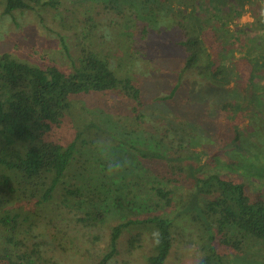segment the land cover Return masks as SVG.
Segmentation results:
<instances>
[{
  "label": "trees",
  "instance_id": "1",
  "mask_svg": "<svg viewBox=\"0 0 264 264\" xmlns=\"http://www.w3.org/2000/svg\"><path fill=\"white\" fill-rule=\"evenodd\" d=\"M39 1L3 0L2 13L8 15L16 10L32 9L30 3H39ZM116 1L86 0L88 3H102L112 8L111 10L114 9L113 5ZM176 1L183 8L169 11V5L165 1L158 9V0H139L141 10L136 8L134 14L137 15V20L140 19L152 26L162 19L158 16L152 17L155 15V10L170 13L173 19L171 29L176 34L175 44L183 53L184 70H193L203 79L202 81L223 87L229 82L232 73L228 65H237L240 73L237 81L245 85L244 97H251L256 102V105L251 106V110L254 111L252 113L260 114L262 117L264 97L262 94L261 98L260 95H256L253 83L264 80V0ZM244 2L251 11L255 22L253 26L257 25L261 32L259 37L251 40L244 52L245 56L236 63L233 60V51H235L233 43L220 38L221 35L216 31L228 32V22L239 18ZM51 3L44 2L45 5ZM205 5L208 6V10H214L215 14H210ZM197 10L203 13L205 10L206 18H200ZM89 18L87 16L88 25L85 26L88 30L95 26L94 24L92 27L89 26ZM114 24L109 23L107 26L124 27L113 26ZM127 24L129 25V22ZM128 25L127 29L118 30L120 34H125V38L130 36L128 29L130 25ZM244 29L247 28H243L242 32ZM88 30L83 32L84 40L90 35ZM148 31L150 32V27L145 26L141 32L142 36L144 37ZM239 31L241 32V29ZM157 32L160 33L159 30ZM130 44L127 40H121L108 45L112 50L117 49L119 56L137 54L134 46L130 47ZM139 44L135 43L138 49H146L143 46L139 47ZM90 46H92L90 43L85 47L82 46L78 65L73 64L72 71H66L54 64L38 67L18 60L10 53L0 54V210L2 212H0V224L7 232L5 236L7 243H11L12 240L17 243L14 235L21 228V222L32 218V214L28 213V203L35 201L39 206L52 198L54 190L76 159L75 155L79 152L84 154L88 150L97 152L96 146L110 139L105 136L107 133L102 125L103 118H98L99 123L94 119L80 122L81 125L73 130L72 139H68L66 143L60 142L61 137H56L55 132L65 121L71 123L75 112L73 99L92 93L117 91L136 103L134 110L138 109L137 106L143 105L141 88L132 83V78L122 77L111 67L107 58L108 51L98 48L89 49ZM263 87V84H260L259 90L264 92ZM176 88L177 84L168 94L154 99L168 100L174 95ZM248 99L244 98V106L237 100L225 101L221 104L220 111H233L231 116L235 117L237 112L250 106L251 100ZM84 112L92 113L87 109ZM101 113L97 111L98 116ZM138 120L139 117L135 116L129 122L125 121V124L132 128L139 127ZM260 125L258 129L253 128V131L264 133V119ZM254 126H257L256 123ZM189 130L191 131V128ZM167 132L168 130L165 129V133ZM179 136L174 140L176 144L173 140H169L168 145L171 148L162 145L157 139L150 144V148L147 147L148 141L145 140L146 148L142 150L135 149V144L140 143L138 138H135L137 141L134 139L131 147L133 154L132 152L128 154L127 151L124 155L129 163L120 164L113 160L110 168L114 176H111L110 180L115 179L113 182L116 185L110 184L111 190L105 189L102 176L99 177V184H96L97 180L94 184L89 183L87 191L92 195L87 197V201L93 204L95 214L98 213L102 217L104 212L109 213L110 207L114 206L120 212L126 211L134 216L124 217L126 219L110 229L109 251L103 253L96 264H108L117 254L119 234L124 230L131 232L130 229L133 227L135 231L128 232L129 236L125 238L128 244L125 250L127 255L142 252L143 236H148L150 250L145 251L144 264H163L177 240V233H173L176 231L175 224L179 227L180 221L186 219L192 226L197 227V231L202 233L200 236L204 237L200 249L203 254L195 264H225V257L216 249L220 241L228 246L233 245L235 250H239L240 245L246 241L264 243V201L246 193L242 180H228L215 172L197 175L193 166L185 162L189 159L198 160L207 153L192 151L183 155L182 149L189 148L193 134L189 139ZM230 137L232 140L230 143L235 144L240 151L251 155L253 161L249 162L247 167L255 163L256 172L260 175L259 167L264 162L262 160L259 163L262 158L261 151L254 153L251 150L260 146L249 141L242 144V138L236 127ZM173 154L176 157L172 156ZM150 161H155L156 165L149 163ZM84 162H88L86 158ZM106 162H97V166L101 165L102 170L107 167ZM116 164L122 165L123 168L117 169ZM131 166L137 167L138 173L133 174L129 170ZM227 167V171L234 174L235 172L245 174L246 166L239 167L232 162ZM128 174L131 175L129 180L123 183ZM259 179L263 180L264 175L258 176L257 180ZM91 180H94V176H90L87 181L91 182ZM190 180L193 182V187L187 193L188 197L183 196L179 188L183 184H188ZM101 190L106 191V194L121 191L124 194L120 198L113 196L108 198L106 194L102 196ZM81 191L80 188H76L75 191L67 192L76 196ZM103 203L106 205L101 206ZM23 207H27L26 212H23ZM98 207H101L102 211ZM90 213L86 212L85 219L79 220L88 223L91 220ZM31 257L35 256L17 255V252H9L6 247H2L0 264H32ZM254 262L259 264L256 260ZM128 263L124 261V264Z\"/></svg>",
  "mask_w": 264,
  "mask_h": 264
},
{
  "label": "rangeland",
  "instance_id": "2",
  "mask_svg": "<svg viewBox=\"0 0 264 264\" xmlns=\"http://www.w3.org/2000/svg\"><path fill=\"white\" fill-rule=\"evenodd\" d=\"M47 1L53 3L45 5L44 2ZM164 1L169 5V11L183 8L176 0H158V9ZM87 3L86 0H40L39 3H30L32 9L16 10L4 15L3 0H0V54L10 53L20 61L38 67L54 64L66 71H72L73 64L78 65L82 46L85 47L90 43L92 46L89 49L98 48L108 51L107 58L111 67L122 77L133 79L132 83L141 88L143 102V105L137 106L138 109L134 110L136 103L117 91L92 93L73 99L75 112L71 123L65 121L55 132L56 137H61L60 142L66 143L68 139H72L73 130L83 121L94 119L99 123L98 118H103L102 125L107 133L105 136L107 135L112 141L107 138V142L96 146L97 152L88 150L85 151V155L81 152L77 153L76 159L54 190L52 198L39 206L35 201L28 203V213L32 214V218L21 222V228L14 235L17 243L14 240L11 243L5 241L7 232L0 224V252L2 247H6L9 252H17V255H33L35 257H31L30 260L32 264H96L100 256L109 251L110 229L126 219L124 217L134 216L126 211L120 212L114 206L110 207L109 213L104 212L102 217L98 213L95 214L93 204L87 201V197L92 195L87 188L89 183L94 184L96 180L98 182L96 184H99L100 176L106 190L108 188L111 190L110 184L116 185L113 182L115 179L110 180V177L114 176L110 167L113 165V160L120 164L129 163L124 155L127 151L128 154L131 152L133 154L131 147L135 138L140 141L135 144V149L142 150L145 147V140L148 141L149 148L157 139L162 145L171 148L168 145L169 140H173L176 144L174 140H177L179 135V138L189 139L193 134V141L189 148L182 149V154L192 151H206L207 154L202 155L198 160L189 159L185 164H191L197 175L215 172L228 180H242L246 193L264 201V179L257 180L258 176L264 175V162L259 167L261 170L259 175L255 163L247 167L249 162L253 161L251 155L240 151L235 144L230 143L232 141L230 136L234 134L236 127L242 138V144L249 141L259 145V149L257 147L250 149L254 153L261 151L262 158L259 163L264 160V133L253 131V128L258 129V126H261L264 115L261 117L260 114L252 113L254 111L251 110V106L256 105V102L251 97H244L245 85L237 81L240 75L238 66L228 65L232 73L229 82L223 87L202 81L203 79L193 70H184L183 53L175 44L176 34L171 29L173 19L170 13L155 10V15L152 17L158 16L162 19L151 26L140 19L137 20V15L134 14L136 8L141 10L139 0H117L113 10L102 3ZM204 7L210 14H215L214 10H208L207 5ZM248 8L244 2L239 18L228 22L227 33L216 31L221 35L220 38L233 43L235 48L233 60L236 63L245 56L244 52L251 40L259 37L261 32L257 25L255 26L258 29L253 26L255 22ZM205 12V10L204 13L197 10V14L202 19L206 18ZM87 16L90 17L89 26L92 27L94 24L95 29L88 30V27H85L86 24L88 25ZM109 23L124 27H108ZM125 23L130 27L128 28L130 36L127 38L118 31L127 29ZM145 26L150 27V32L148 31L143 37L141 32ZM243 28L247 29L242 32ZM86 30L90 35L84 40L83 32ZM120 39L130 42L132 44L130 47L134 46L137 54L119 56L117 49L112 50L109 47L108 44L121 41ZM135 43H142L139 47L143 46L146 49H138ZM175 84H177L176 92L170 99L165 101L154 99L168 94ZM260 84L264 86V80L253 83L256 95H260L261 98V94L264 97V92L259 90ZM244 98L251 100L250 106L245 105L246 108L237 112L235 117L231 116L233 111H220L221 104L225 101L237 100L244 106ZM86 109L92 113H85ZM97 111L102 113L98 116ZM135 116L139 117V127L132 128L125 124V121L129 122ZM254 123L257 126H254ZM165 129L168 130L167 133ZM172 156L176 157L175 154ZM85 158L87 163L84 162ZM97 162H106L107 167L101 170V165L97 166ZM154 162L149 163L154 164ZM232 162L239 167L246 166L245 174L227 171V166ZM143 163L145 164L144 161ZM120 164H116L117 169L123 168ZM137 169L133 166L129 168L133 174L138 173ZM88 176H94V180L88 182ZM130 176L128 174L123 183L129 180ZM192 187L193 182L190 180L188 184H183L179 188L180 193L188 197L187 193ZM76 188L82 190L79 195L68 194V190L75 191ZM101 194L104 196L106 191L101 190ZM122 194L123 191L110 192L105 196L120 198ZM98 209L102 211L101 207ZM26 210L27 207H23V212ZM86 212H91V220L88 223L79 220L85 219ZM186 220L180 221L179 227L175 224L176 231L173 233H177V240L163 264H195L202 257L203 253L200 249L204 237L200 236L202 233L197 231V227ZM130 230L135 231L134 227ZM128 232L124 230L119 234L117 254L108 264H124V261H128V264H144L145 251L150 250L148 245L150 237L143 236L142 252L127 255L125 250L128 244L125 238L129 236ZM216 249L225 257V264H258L254 260L264 264V243L246 241L240 245L239 250H235L233 245L228 246L220 241Z\"/></svg>",
  "mask_w": 264,
  "mask_h": 264
}]
</instances>
